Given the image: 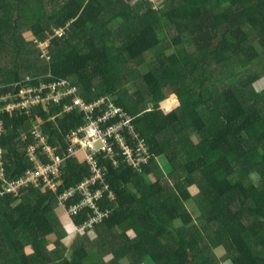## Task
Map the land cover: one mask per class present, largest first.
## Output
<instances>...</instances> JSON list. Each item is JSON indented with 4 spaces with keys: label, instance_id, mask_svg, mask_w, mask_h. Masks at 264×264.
Listing matches in <instances>:
<instances>
[{
    "label": "trees",
    "instance_id": "1",
    "mask_svg": "<svg viewBox=\"0 0 264 264\" xmlns=\"http://www.w3.org/2000/svg\"><path fill=\"white\" fill-rule=\"evenodd\" d=\"M54 2L62 4L52 14ZM27 29L36 41L23 37ZM48 40L46 63L36 46ZM257 47L264 54V0H159L157 8L148 0H0V93L50 72L87 101L113 99L150 151L141 171L123 154L117 166L105 162L115 200L104 205L113 212L89 232H77L88 212L59 214L58 196L88 174L77 158L63 163L56 192L0 197V264H264ZM171 94L179 105L165 111ZM50 110L37 113L52 144L83 123L78 112ZM30 121L5 117L10 178L30 168L20 135Z\"/></svg>",
    "mask_w": 264,
    "mask_h": 264
},
{
    "label": "built area",
    "instance_id": "2",
    "mask_svg": "<svg viewBox=\"0 0 264 264\" xmlns=\"http://www.w3.org/2000/svg\"><path fill=\"white\" fill-rule=\"evenodd\" d=\"M148 1L157 8L159 0ZM56 32L59 35L63 33ZM41 43L46 44L37 42V46ZM44 51L41 56L47 58L49 51ZM78 93L76 84L54 78L50 72L43 76L28 75L13 89L0 93V197H16L31 187L56 192L62 181L63 163L77 158L87 164L88 174L65 189L58 196V202L69 216L88 212V218L77 225V232L82 233L91 231L113 212L110 206L104 205L105 199L115 200L105 162L117 166L116 156L123 154L133 169L141 171L150 159V151L135 129L133 115L109 98L87 101ZM51 106H61V111L66 114L78 112L83 116V123L67 131L62 142L57 140L55 144L50 142L53 133H47L44 121L37 113L38 109H43L51 114ZM13 113H20L31 120L27 129L23 127L20 130L22 141L27 143L24 155L30 168L20 176L10 178L5 160L7 150L2 139L7 132L5 117ZM116 148L121 153H117ZM69 201L73 203L67 207Z\"/></svg>",
    "mask_w": 264,
    "mask_h": 264
},
{
    "label": "rangeland",
    "instance_id": "3",
    "mask_svg": "<svg viewBox=\"0 0 264 264\" xmlns=\"http://www.w3.org/2000/svg\"><path fill=\"white\" fill-rule=\"evenodd\" d=\"M47 1H45V3H46ZM61 2H54L53 3V5H51V4H49V10H50V13H52V14H54V11H56V10H58L60 7H61ZM50 15L51 14H49V17H50ZM114 25L115 24H112V26L114 27ZM59 33H61L62 31H58ZM56 34H57V32H56ZM23 37L24 38H26L27 40H34V41H36V39L35 38H33L32 37V33L30 32V30L29 29H27L25 32H24V34H23ZM51 45V43L49 42V40L48 41H46V44L45 43H41V44H39V46H36L37 47V49H39L41 52L42 51H44V50H48V46H50ZM116 46H117V44H116ZM180 48L181 47H177V51H176V49L175 48H171V49H169L167 52H166V54L168 55V56H170V55H173L174 53H176V52H178L179 50H180ZM118 49H119V47H118ZM117 49V50H118ZM257 53H258V55H259V59H260V62L262 63V64H264V54H263V52H262V50L261 49H259L258 47H257ZM45 52V51H44ZM148 58H149V60L153 57L152 56V54H150V55H148L147 56ZM40 58H43L41 55H40ZM51 58H52V56H48L47 58H46V60H45V62L47 63V62H49L50 60H51ZM8 65H9V67H11V68H13L14 66H15V63H16V61H14V59H12V60H10V61H8ZM249 67V66H248ZM248 67H243L242 68V70H244V69H247ZM6 67L5 66H3V69H5ZM261 75H264V68H263V70H262V72H261ZM6 77V74L5 73H3V72H1V74H0V82L3 80V78H5ZM1 85V84H0ZM255 91L256 92H261V91H263L264 90V77H262L261 76V78L259 79V81L258 82H256V84H255ZM178 99H177V96L176 95H174V94H171V95H169L168 97H167V99L166 100H164L163 102H161V104H160V108L161 109H164L165 111H171V110H173V109H175L178 105H179V102L177 101ZM111 101H113V99H111ZM114 102V101H113ZM168 107H169V109H168ZM169 179H171V176L170 177H168ZM187 205H188V207H189V209L191 210V212L196 216L197 215V213L196 212H194V208L191 206V203L190 202H188L187 203ZM60 206V205H59ZM64 208V207H63ZM60 215H62V216H67V214H66V212L64 211V213H62V212H60L59 213ZM71 238L72 237H68L67 238V242L68 243H70V241H71ZM223 264V263H222Z\"/></svg>",
    "mask_w": 264,
    "mask_h": 264
},
{
    "label": "crops",
    "instance_id": "4",
    "mask_svg": "<svg viewBox=\"0 0 264 264\" xmlns=\"http://www.w3.org/2000/svg\"><path fill=\"white\" fill-rule=\"evenodd\" d=\"M81 155L83 156V154H81ZM61 207H62V206H61ZM62 208H63V207H62ZM62 208H61V212L64 213V210H63L64 208H63V209H62ZM65 217H66V216H65ZM67 218H69V217L67 216ZM64 220H66V218H64ZM68 222H69V221H68ZM68 222H67V223H68ZM67 223H65V224H67Z\"/></svg>",
    "mask_w": 264,
    "mask_h": 264
},
{
    "label": "clouds",
    "instance_id": "5",
    "mask_svg": "<svg viewBox=\"0 0 264 264\" xmlns=\"http://www.w3.org/2000/svg\"><path fill=\"white\" fill-rule=\"evenodd\" d=\"M262 77H264V75H263ZM177 99H178V98H177ZM177 101H178V100H177ZM178 102H179V101H178ZM39 190H40V189H39ZM43 192H44V191H43ZM63 192H64V191H63ZM63 192H62V193H63ZM62 193H61V194H62ZM61 194H60V195H61ZM58 203H59V202H58ZM59 205H60V204H59Z\"/></svg>",
    "mask_w": 264,
    "mask_h": 264
}]
</instances>
